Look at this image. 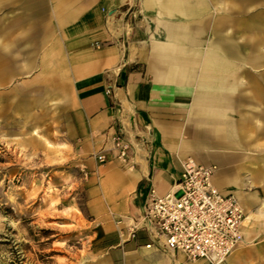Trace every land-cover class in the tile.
I'll use <instances>...</instances> for the list:
<instances>
[{"label": "crops", "instance_id": "0c3cea01", "mask_svg": "<svg viewBox=\"0 0 264 264\" xmlns=\"http://www.w3.org/2000/svg\"><path fill=\"white\" fill-rule=\"evenodd\" d=\"M33 5L26 7L38 13L25 14L21 29L15 19L14 68L23 79L21 90H29L32 99L15 105L39 107L41 136L65 146L68 160L89 171L85 205L98 221L94 250L102 260L97 264H203L146 248L143 231L131 237L143 203L170 191L186 160L216 167L213 184L233 194L248 215L247 242L257 229L250 220L264 178V150L257 138L263 131L253 125L254 135L248 134V119L257 114H247L246 106L264 101V85L256 83L249 94L247 82L240 84V66L264 64V37L256 42L247 30L245 37L239 31L241 13L257 6L261 16L264 0ZM252 27L248 33L256 27L264 31L263 17ZM1 49L0 42V76L6 73ZM233 87L239 90L235 100ZM118 137L129 145L126 166L116 158ZM244 247L226 264L240 263Z\"/></svg>", "mask_w": 264, "mask_h": 264}, {"label": "rangeland", "instance_id": "374dc122", "mask_svg": "<svg viewBox=\"0 0 264 264\" xmlns=\"http://www.w3.org/2000/svg\"><path fill=\"white\" fill-rule=\"evenodd\" d=\"M45 1L0 0L1 55L6 64V73L0 76V264H97L102 260V255L94 250L98 221L92 220L85 205L89 171L68 160L63 153L65 146H55L41 136L43 114L39 107L15 105L16 100L32 99L29 90L20 88L23 79L14 74L15 19L21 29L25 14L38 13L37 9H27V4L32 2L36 8ZM262 17L264 13L260 16L257 6L242 12L241 36L245 37L247 30L246 36L252 41L264 37V31L258 27L248 33ZM244 18L247 27L243 25ZM18 53L20 57L21 48ZM247 53L251 51L247 49ZM23 60L29 61L28 57ZM240 72V84L247 82L249 94L257 89L256 83L264 85V64L254 68L241 63ZM231 94L235 100L238 87H233ZM240 99L243 101L242 90ZM246 113L257 114L248 119L252 120L248 122V134L254 135L253 125L257 132L263 131L257 138L264 150V101H252L246 106ZM99 156L103 154L97 153L95 157L104 162V156L102 160ZM116 158L127 165L128 156L126 161L117 155ZM262 162L264 166V152ZM259 190L250 220L257 229L241 244L247 253L238 264H264V210L257 211L264 204V178Z\"/></svg>", "mask_w": 264, "mask_h": 264}, {"label": "built area", "instance_id": "2783aa9c", "mask_svg": "<svg viewBox=\"0 0 264 264\" xmlns=\"http://www.w3.org/2000/svg\"><path fill=\"white\" fill-rule=\"evenodd\" d=\"M114 146L118 158L126 161L128 143L118 137ZM215 169L184 161L172 189L161 196L152 194L143 203L131 224V237L143 231L148 249L179 253L203 264H226L244 241L248 215L233 194L213 184Z\"/></svg>", "mask_w": 264, "mask_h": 264}]
</instances>
